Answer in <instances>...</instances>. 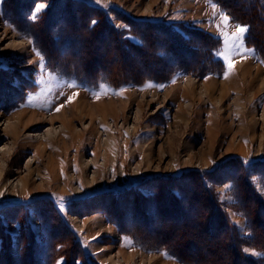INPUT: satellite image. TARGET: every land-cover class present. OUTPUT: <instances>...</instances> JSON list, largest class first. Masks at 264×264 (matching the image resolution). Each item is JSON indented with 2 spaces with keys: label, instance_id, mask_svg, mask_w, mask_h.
Returning <instances> with one entry per match:
<instances>
[{
  "label": "rangeland",
  "instance_id": "obj_1",
  "mask_svg": "<svg viewBox=\"0 0 264 264\" xmlns=\"http://www.w3.org/2000/svg\"><path fill=\"white\" fill-rule=\"evenodd\" d=\"M81 1L87 5L0 0V264H187L173 256L176 249L199 253L208 264H241L227 259L235 246L262 259L246 202L239 203L242 191L229 179L238 159L263 164L252 180L264 198V43L255 48L247 33L245 47L254 52L230 48L234 71L225 78L226 63L216 54L223 48L220 32L244 24L219 2ZM40 4L38 19H31ZM103 13L121 37L105 24L90 32ZM132 19L171 27L141 34ZM255 33L264 40L258 28ZM142 40L152 48L132 47ZM242 68L252 69L244 84ZM232 76L236 82L227 81ZM214 169L220 173L214 192L242 239L236 243L218 231L212 201L178 200L172 208L162 188L173 177ZM161 198L170 204L166 212ZM206 217L213 224L199 234L196 222Z\"/></svg>",
  "mask_w": 264,
  "mask_h": 264
},
{
  "label": "trees",
  "instance_id": "obj_2",
  "mask_svg": "<svg viewBox=\"0 0 264 264\" xmlns=\"http://www.w3.org/2000/svg\"><path fill=\"white\" fill-rule=\"evenodd\" d=\"M217 2L220 3L222 6V9L225 10L227 13H230L233 15L234 20H240L237 21L240 22L244 25H247L249 27L248 31V37L252 38V45H255L254 47L258 49L256 44H261V41L264 43V40H259L257 38V35L255 33L256 29L258 28L263 34L262 36L264 37V0H251L253 3L251 4H245V3H240V0H216ZM78 3H82L80 5H87L86 2L81 1V0H76ZM238 4L241 6L238 7ZM88 8V7H87ZM89 8H94V7H89ZM96 11V9H93ZM96 20L98 21L97 24L95 25L94 28L91 29L90 32H94L95 30L97 31L98 27L103 26L104 24L107 25L109 30L111 29V33L114 35V37H121L122 33L119 31L111 22L110 18L104 13L99 16H95ZM237 19V20H236ZM245 19V20H244ZM137 26H136V25ZM132 29L134 31H140L141 34H143L142 30L145 31L148 27L151 28H156L157 29H169L171 26L168 23H164L161 21L153 22L151 20H144V19H132ZM142 29V30H141ZM173 34H175L173 32ZM116 35V36H115ZM172 39L175 37V35H171ZM260 37V36H259ZM117 39V38H116ZM120 39V38H118ZM256 40V41H255ZM117 47V46H116ZM119 47V46H118ZM133 48H152L150 47L145 40H142V44H134L132 43ZM115 49V48H114ZM113 49V58L115 57L117 60L121 59V53L119 52V49L117 48L116 51ZM147 50V49H146ZM165 52V50H163ZM195 53L194 49H191V54ZM193 55V54H192ZM112 58V60H113ZM111 60V61H112ZM116 61V60H115ZM1 73V72H0ZM155 78L158 80H167V76H163L162 74H154ZM163 76V77H161ZM166 78V79H164ZM127 82V81H125ZM263 166V164H255V163H246L243 160H236V163L232 168L235 171V174L233 178L230 177L229 181L234 183V185H237L238 188L242 191L241 196H239V203L245 200L246 206L248 207L249 213L246 211V216L248 218L250 230H251V241L255 242L256 244V249L259 250L260 252L264 253V217H261L264 214V198L260 196L258 193V190L256 189V186H254V181L252 180V174L258 172V168ZM217 169H214L213 171L209 172L206 174V172H201V171H194L192 173H188L186 175H182L179 178L173 177V179H170L168 182H164L166 185L162 186V188L167 191L168 193V198L171 199V201L174 203L172 204L173 207H178L177 204L178 200L185 201L190 204L197 203V202H202L203 200H208L212 201L215 206V211L217 212V217H220L221 223H218V231H225V235H230L229 242H237V240L240 238V234L238 233L236 227L233 225V223L230 221L228 218V215L226 212L223 210L222 205H220L219 200L217 199V195L214 192L213 189V184L216 183V178L220 173L216 171ZM253 172V173H252ZM164 179V178H160ZM198 179V182L195 180ZM194 180V181H193ZM197 182L194 183L195 185H189L187 184L190 182ZM178 186H171V185H178ZM156 189H152L154 193L153 197L157 196L158 190L160 187H155ZM172 188V189H171ZM188 194L191 196L190 198H187ZM207 204V203H206ZM170 204L168 205L166 202L163 204L162 198H161V207L163 210L166 212L167 209L169 208ZM262 214V215H261ZM61 216V215H60ZM62 217V216H61ZM147 220H149L147 218ZM146 221V220H145ZM214 218H209L206 217L203 220L196 222V228L198 230V233H202V231H206L208 229V226H211L213 224ZM180 226H185L186 223L185 221L180 222ZM190 223V222H189ZM65 224V223H64ZM198 235V234H196ZM239 235V236H238ZM164 236H167L166 234ZM200 236V235H198ZM70 235H64V241H70ZM240 240H242L240 238ZM161 242V241H160ZM158 243L159 245L161 244L162 246L168 245L167 242L163 243ZM226 245H228V242L224 241ZM66 243V242H65ZM175 246V245H174ZM74 249V247H73ZM173 256L176 257L177 259H180L182 262H185L187 264H208L212 263L211 261L201 259L199 256V253L196 254H190L189 252L184 253L183 251L175 250L172 251ZM233 255L232 258L231 256H228L227 259H232L234 260H239L241 264L246 263V261H249V264H264V257L262 259H251V257L246 256L245 250L243 247L240 249L238 246L233 247ZM212 254L215 253L214 250L211 251ZM188 254V255H186ZM70 258L73 260L72 256L69 255ZM264 256V255H263ZM74 263V261H72ZM223 262L221 261L219 264H222ZM225 264V263H223ZM233 264H236L233 263Z\"/></svg>",
  "mask_w": 264,
  "mask_h": 264
},
{
  "label": "snow or ice",
  "instance_id": "obj_3",
  "mask_svg": "<svg viewBox=\"0 0 264 264\" xmlns=\"http://www.w3.org/2000/svg\"><path fill=\"white\" fill-rule=\"evenodd\" d=\"M100 0H97V3H99ZM44 5L40 4L33 12L31 19L36 20L38 19L39 12L43 9ZM213 11L217 12L218 8L214 5ZM219 19L221 20L222 25L225 28H228L229 25V17L227 13H224L222 11L219 12ZM95 23V21H93ZM231 31H224L220 32V36L222 38L223 48L221 50L217 51V55L220 56L226 63L227 72L225 73V78L228 77L229 74H231L234 71V64L233 59L229 55L230 48L240 49L243 48L245 52H254L253 49H248L245 47V36L248 33L247 26L240 25V24H234L231 26ZM31 103V101H29ZM57 111H59V108H57ZM166 255V254H165Z\"/></svg>",
  "mask_w": 264,
  "mask_h": 264
},
{
  "label": "bare ground",
  "instance_id": "obj_4",
  "mask_svg": "<svg viewBox=\"0 0 264 264\" xmlns=\"http://www.w3.org/2000/svg\"><path fill=\"white\" fill-rule=\"evenodd\" d=\"M208 1H209V0H208ZM215 1H216V0H215ZM209 2H210V1H209ZM213 2H214V0H213ZM217 4H218V3H217ZM220 7H221V6H220ZM8 9H9V8H8ZM9 10H10V9H9ZM9 10H8V11H9ZM88 10H89V9H88ZM88 10H87V12H88ZM6 11H7V10H6ZM4 12H5V11H4ZM227 12H228V11H227ZM5 13H6V12H5ZM11 13H12V12H11ZM6 14H7V13H6ZM9 14H10V13H9ZM88 14H89V13H88ZM235 23H236V22H235ZM238 24H239V23H238ZM135 25H136V24H135ZM137 25H138V24H137ZM137 25H136V26H137ZM191 30H192V29H191ZM191 30H190V31H191ZM188 31H189V30H188ZM193 32H194V31H193ZM193 32H192V33H193ZM192 33H191V34H192ZM187 36H188V35H187ZM196 37H198V36H196ZM194 40H195V39H194ZM191 42H193V41H191ZM191 42H190V43H191ZM245 43H246V42H245ZM54 47H55V45L53 46V48H54ZM56 48H57V47H56ZM54 49H55V48H54ZM252 49H253V48H252ZM188 51H189V50H188ZM57 52H58V50H57ZM175 52H176V51H175ZM186 52H187V51H186ZM186 52H185V53H186ZM189 52H191V51H189ZM180 53H181V52H180ZM175 54H177V52H176ZM181 54H182V53H181ZM192 54H194V53H192ZM192 54H189V55H190L189 57H191ZM198 54H199V53H198ZM177 55H178V54H177ZM184 55H185V54H184ZM199 55H200V54H199ZM199 55H198V56H199ZM193 56H194V55H193ZM193 56H192V57H193ZM192 57H191V58H192ZM194 57H195V56H194ZM156 58H157V57H156ZM168 58H169V57H168ZM174 58H175V57H174ZM177 58H178V57H177ZM177 58H176V59H177ZM191 58H190V59H191ZM179 59H180V58H179ZM256 59H257V58H256ZM169 60H170V58H169ZM193 60H194V59H193ZM167 61H168V60H167ZM177 61H178V60H177ZM177 61H176V62H177ZM178 62H179V61H178ZM244 66H246V65H244ZM239 70H240V69H239ZM251 70H252V69H251ZM251 70H246L245 68H242L241 71H239V74H240V83H241V84H244V81H247L248 78H250L249 76L251 75ZM168 71H169V70H168ZM170 71H171V70H170ZM170 71H169V72H170ZM225 71H226V70H225ZM226 72H227V71H226ZM236 75H238V74H236ZM234 77H235V76H234ZM234 77L232 76V77H231L230 79H228L227 81H233V82H236V81H235L236 78H234ZM189 78H190V77H189ZM238 78H239V77H238ZM187 79H188V78H187ZM202 80H203V79H202ZM262 81H263V84H264V78L262 79ZM194 82H195V81H194ZM237 82H238V81H237ZM187 83H188V85H189V86H188V91H189V89L191 90V86H192V84H193V80H192V79H189V80H187ZM187 83H186V84H187ZM195 83H196V82H195ZM240 83H239V84H240ZM136 84H137V82H136ZM86 85H87V84H86ZM194 86H195V85H194ZM213 86H214V85H213ZM213 86L210 85V86L208 87V89L211 90ZM244 86H245V85H244ZM245 88H246V87H245ZM193 89H194V88H193ZM256 89H257V87H256ZM17 90H18V89H17ZM244 90H245V89H243L242 91H244ZM248 90H250V89L248 88ZM252 90H253V89H252ZM15 92H16V91H15ZM202 92H203V91H202ZM240 92H241V91H240ZM240 92H239V93H240ZM256 92H257V91H256ZM208 93H209V92H208ZM248 93H249V92H248ZM3 94H4V93H3ZM6 94H7V93H6ZM192 94H193V93H192ZM242 94H243V93H242ZM255 94H256V93H255ZM257 94H258V93H257ZM16 96H17V95H16ZM243 96H244V95H243ZM10 97H11V96H10ZM191 97H192V96H191ZM195 97H196V96H195ZM1 98H2V97H1ZM17 98H18V97H17ZM243 98H244V97H243ZM15 99H16V98H15ZM209 100H210V98H209ZM10 101H11V100H10ZM220 101H221V100H220ZM19 102H20V101H19ZM10 103H11V102H10ZM12 103H13V101H12ZM77 103H78V104H77L76 106H74V107L79 109V106H82L81 100H79ZM11 106H12V105H11ZM87 106H88V105H87ZM98 106H99V105H97L96 108H98ZM4 107H5V106H4ZM14 107H15V106H14ZM96 108H95V109H96ZM84 109H85V108H84ZM220 109H221V108H220ZM80 111H81V110H80ZM82 111H83V110H82ZM82 111H81V112H82ZM90 111H91L92 113H90ZM90 111H89V114H94V113H95L94 110H90ZM221 111H223V110H221ZM83 112H84V111H83ZM64 114H65V113L63 112V113H62V115H63V119L66 118ZM219 114H220V113H219ZM39 115H41V114H35V115H33V118L36 117V116H39ZM81 115H82V114H81ZM84 115H85V114H84ZM79 116H80V114H79ZM52 117H53V116H52ZM81 117H82V116H81ZM31 118H32V117H31ZM50 118H51V117H50ZM72 118H73V117H72ZM222 118H223V117H222ZM255 118H256V117H255ZM259 118H260V117H259ZM218 119H219V118H218ZM32 121H33V120H32ZM68 121H69V120H68ZM257 122H258V121H257ZM256 124H257V123H256ZM241 127H242V126H241ZM63 128H66L67 131L70 130V123H68L67 120H66V121H63ZM255 128H256V127H255ZM216 129H217V128H216ZM52 131L55 132L54 130H52ZM251 134H252V133H251ZM239 142H240V141H239ZM107 143H108V141H107ZM113 157H114V156H113ZM147 157H148V156H147ZM0 177H1V174H0ZM19 182H20V181H19ZM21 186H22V187H25V186H26V184H25L24 181H21ZM8 187H9V186H8V183H7V182H5L4 184L1 185V188H2L3 190L7 189ZM22 187H21V188H22ZM19 188H20V187H19L18 185H17V186L14 185L12 189L15 190V189H19ZM25 188H26V187H25ZM17 191H18V190H17ZM158 204H159V202H158ZM49 220H50V219H49ZM151 248H153V247H151ZM121 258H122V257H121ZM114 259H115V258H114ZM121 260H122V259H121ZM113 263H114V261H113ZM117 263H118V261H117ZM120 264H121V263H120Z\"/></svg>",
  "mask_w": 264,
  "mask_h": 264
}]
</instances>
